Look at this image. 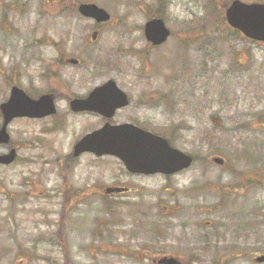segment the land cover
I'll return each mask as SVG.
<instances>
[{
    "label": "rangeland",
    "instance_id": "rangeland-1",
    "mask_svg": "<svg viewBox=\"0 0 264 264\" xmlns=\"http://www.w3.org/2000/svg\"><path fill=\"white\" fill-rule=\"evenodd\" d=\"M81 1L110 20L81 15ZM230 2L17 0L6 13L0 4V103L10 78L30 94L57 95L54 114L14 118L0 144V153L17 151L0 164V264H160L172 255L264 264L255 260L264 254V41L228 24ZM153 16L171 30L158 46L144 35ZM109 78L132 97L114 119L167 136L194 155L191 166L145 174L111 154L72 157L104 119L71 110L65 95L86 96ZM108 185L131 190L107 195Z\"/></svg>",
    "mask_w": 264,
    "mask_h": 264
},
{
    "label": "water",
    "instance_id": "water-1",
    "mask_svg": "<svg viewBox=\"0 0 264 264\" xmlns=\"http://www.w3.org/2000/svg\"><path fill=\"white\" fill-rule=\"evenodd\" d=\"M78 10L84 16L96 21L110 19V12L95 2H82ZM228 23L240 29L246 36L264 41V2H246L232 0L225 11ZM145 35L153 44H160L167 39L170 29L162 17H153L144 25ZM96 38L97 31H93ZM68 62L77 63L78 59L70 57ZM127 93L121 89L115 80L108 79L96 86L86 97H75L71 100V108L75 111L93 110L112 117L115 110L127 104ZM3 113V123L0 128V143L10 140L7 130L8 123L16 116H44L55 112L54 96L51 93L33 98L22 88L14 86L10 97L0 105ZM91 151L96 155L112 154L119 157L126 168L133 173H175L191 165L193 155L173 146L170 141L159 134L149 131L130 122H105L101 127L84 134L73 147V156ZM16 151L12 148L8 153H0V163L8 164L15 159ZM217 163H223L220 156L213 157ZM128 189L127 187L109 186L106 192L114 193ZM264 262V254L255 258ZM160 264H180L175 256H163L158 259Z\"/></svg>",
    "mask_w": 264,
    "mask_h": 264
},
{
    "label": "flooded vegetation",
    "instance_id": "flooded-vegetation-1",
    "mask_svg": "<svg viewBox=\"0 0 264 264\" xmlns=\"http://www.w3.org/2000/svg\"><path fill=\"white\" fill-rule=\"evenodd\" d=\"M16 2H17V0H11L10 2H9V4H7V3H2V1L0 0V4L2 5V7H3V10H4V13H6L7 11H9V10H11V9H13V10H18V8L15 6V4H16ZM76 8L78 9V4H77V6H76ZM3 21H4V23H7V26H6V28H7V30L8 31H12V29H13V24L10 22V18L8 17V15L7 14H5L4 15V18H3ZM93 31H97V33H98V30H93ZM29 43H27L26 45H28ZM151 44V43H150ZM151 45H153V44H151ZM153 46H158V45H153ZM70 57H74V56H67L66 58H65V61H66V63H68V64H74V65H76V64H79L80 63V59L79 58H77V57H74V58H77L78 59V62L77 63H71V62H68L67 61V59L68 58H70ZM0 69H4V66H3V64H1L0 65ZM16 74V71H14V72H12V75H15ZM3 77H4V75H3ZM13 79L14 78H10V80H9V83H10V92H11V90H12V88L14 87V86H20V85H18L15 81H13ZM7 81V80H6ZM21 87V86H20ZM23 88V87H22ZM24 89V88H23ZM25 90V89H24ZM26 91V90H25ZM27 92V91H26ZM45 93H51V94H53V96H54V103L56 102V97H57V95H56V93L55 92H53V91H47V92H42V93H40V94H30L29 92H27V94H29L31 97H33V98H39L42 94H45ZM127 94H128V97H129V101H128V103L127 104H125V105H123V106H121V107H118L116 110H115V113H114V115L111 117V119H110V121L112 122V123H122V122H130V123H134V124H136V125H138V126H141V127H143V128H146V129H148L147 127H145L144 126V124L142 123V122H140V121H137V120H124V121H119V120H115L114 119V116H115V114H116V112L117 111H119V110H121V109H123V108H125V107H127V106H129L130 104H131V102H132V97H131V95L127 92ZM9 95H10V93H9ZM9 97V96H8ZM65 97L67 98V100L69 101V106H70V102H71V100L72 99H74L75 97H86V96H75V95H73V94H66L65 95ZM7 100V99H6ZM6 100H4V101H6ZM4 101H2V102H4ZM1 102V103H2ZM1 103H0V105H1ZM137 106L138 107H141V106H143V104L142 103H139V104H137ZM71 109V108H70ZM0 112L2 113V111H1V107H0ZM56 112V111H55ZM75 112H90V113H93V114H98V115H100L103 119H104V122L105 121H107V119L106 118H104L103 117V115H101L100 113H98V112H95V111H91V110H82V111H75ZM54 114V113H53ZM103 122V123H104ZM1 126V125H0ZM149 130V129H148ZM131 190V187L130 188H128V189H126V191H130ZM77 193H79V192H77ZM72 197V196H71ZM64 254H65V257H66V260H67V262H70V259H69V250L65 247L64 248ZM157 260V259H156ZM66 262V261H65ZM66 262V263H67ZM68 264V263H67Z\"/></svg>",
    "mask_w": 264,
    "mask_h": 264
}]
</instances>
